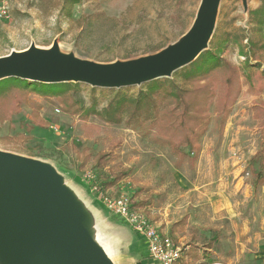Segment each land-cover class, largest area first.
Returning <instances> with one entry per match:
<instances>
[{"label":"rangeland","instance_id":"1","mask_svg":"<svg viewBox=\"0 0 264 264\" xmlns=\"http://www.w3.org/2000/svg\"><path fill=\"white\" fill-rule=\"evenodd\" d=\"M179 1L180 17L174 20L170 15ZM1 2L8 12L0 18V56L30 47L49 50L55 46L63 55L109 64L146 57L177 41L194 21L201 0H81L73 6L70 17L60 15L58 9H48V0ZM259 3L260 0H221L214 33L251 34L249 11ZM82 16L86 21L78 26L75 21ZM222 56L236 65L243 61L231 41L226 42ZM170 78L180 81L175 72ZM254 83L255 91L239 95L223 125L210 110L195 160L175 155L165 140L146 127L134 130L91 116L89 122L97 125L92 134L78 117L62 112L57 99L36 94H30L28 101L40 106L39 115L47 126L36 124L30 117L29 104H22L18 113L0 122V153L40 163L44 176L48 171L51 174L50 185H66L70 190L62 195L66 205L71 207V200H76L77 211L86 212L88 221L104 232L106 227H121L124 223L101 205L94 209L91 199L97 196L85 174L91 171L98 183L102 180L90 164L79 167L78 158L83 148L95 154L115 147L112 150L118 156L103 173L109 180L113 173L121 171L124 175L108 189L111 194L125 192L132 198L137 192L148 197L146 206L168 209V221L189 211L192 226L188 232H194L189 241H208L213 235L204 228L212 226L219 230L217 240L221 243L233 244L239 247L237 252L264 259V185L254 189L251 169L257 167L251 157L260 148L251 106L253 101L264 99V89H258L256 79ZM145 86L146 83L120 89L136 96ZM114 91L80 83V90L71 98L79 106H89L96 98V108L100 110ZM100 208L106 215L96 220L94 211L100 212Z\"/></svg>","mask_w":264,"mask_h":264},{"label":"trees","instance_id":"2","mask_svg":"<svg viewBox=\"0 0 264 264\" xmlns=\"http://www.w3.org/2000/svg\"><path fill=\"white\" fill-rule=\"evenodd\" d=\"M80 1L48 0V9H58L60 15L70 17L73 6ZM181 2L177 3L170 18L177 20L180 17ZM56 4L59 6L56 7ZM249 17L252 24L251 34L246 31L226 36L213 33L209 48L201 52L193 62L175 72L180 76L179 82L167 77L158 78L147 82L145 88L139 90L136 96L115 89L113 97L100 110L96 108V98H93L89 106H79L72 100L71 96L80 90V83L47 84L15 77L1 79L0 122L18 113L22 104H29L31 119L46 127L45 121L39 115L40 106L28 101L30 94H36L57 99L62 112L78 117L89 127L88 132L97 130V125L89 122L91 116L110 124H124L134 130L146 127L147 130L153 129L165 140L175 155L195 160L200 151L201 137L209 124L210 110L213 109L223 125L239 95L243 91H255L254 79L259 82L258 89H264V0H260L259 5L249 11ZM84 21L86 18L82 16L75 22L81 26ZM0 36L3 37L2 33ZM228 41L237 46L239 55L243 57L240 65L222 56ZM251 110L260 134V148L251 157L257 163V167L251 168L252 185L257 189L264 185V99L253 101ZM85 133L90 134L86 131ZM27 136L18 137L27 139ZM114 148L95 154L83 148L80 152L82 156L78 158L79 167L90 164L99 172L102 180L99 185L103 190L116 185L124 175L121 171L113 173V179L109 180L103 173L104 168L117 158L112 150ZM133 197L138 198V202L134 203L136 208L144 206L145 199H140L139 193H134ZM186 224L187 217L184 216L170 225V232H181Z\"/></svg>","mask_w":264,"mask_h":264},{"label":"water","instance_id":"3","mask_svg":"<svg viewBox=\"0 0 264 264\" xmlns=\"http://www.w3.org/2000/svg\"><path fill=\"white\" fill-rule=\"evenodd\" d=\"M220 1L201 0L189 29L146 57L101 64L60 54L55 46L49 50L30 47L0 56V80L15 77L120 89L170 78L208 49ZM41 170L38 162L0 153L2 264H107L101 246L88 231L86 212L77 211L76 200H71L73 209L67 206L62 195L69 189L50 185L51 174L48 171L45 177Z\"/></svg>","mask_w":264,"mask_h":264},{"label":"crops","instance_id":"4","mask_svg":"<svg viewBox=\"0 0 264 264\" xmlns=\"http://www.w3.org/2000/svg\"><path fill=\"white\" fill-rule=\"evenodd\" d=\"M114 153L117 154L116 152ZM139 198L145 199V204L143 207L137 208L143 210L162 232L172 237L174 242L182 247V256L175 264H204L209 260L210 261L207 264H226L221 262L220 259L226 260L228 264H264V259H261L263 258L262 256L256 257L258 255L253 256L251 254L237 252L240 250L238 246H234V248L233 244L228 245L227 243L224 244L218 241L219 230L216 227L207 226L204 228L210 235H213L212 237H208V241H189V238H193L194 236V232H188L192 226L189 211H186L173 221H168V209H163L162 211L160 209L156 210L152 208L151 205L146 206V200L148 197H142L139 195ZM132 199L134 203L138 202V198L132 196ZM91 204L94 209H97V206L100 207L101 205L109 211L98 198H95V200L91 199ZM100 209V212L96 210L94 211L93 217L96 220L97 217H104V215H106L105 212H102V208ZM184 216L187 217L185 229L181 232H175L172 234L169 229L170 225L179 221ZM121 221L124 223L123 226L111 229L106 227L104 228V232L101 229H98L99 226H97L96 223H94L95 226L92 227L89 222L88 231L93 236V239L95 238L94 240L98 245L101 246L107 264H160L158 261L151 258L146 240L141 235L135 233L122 219ZM233 250H235L234 253ZM249 259L251 261L247 262Z\"/></svg>","mask_w":264,"mask_h":264},{"label":"built area","instance_id":"5","mask_svg":"<svg viewBox=\"0 0 264 264\" xmlns=\"http://www.w3.org/2000/svg\"><path fill=\"white\" fill-rule=\"evenodd\" d=\"M7 12L6 4L0 2V18L6 17ZM85 177L91 181V189L106 208L146 240L151 258L160 264H175L180 259L182 247L176 244L172 237L162 232L143 210L136 208L128 194L120 192L114 195L108 189H101L91 171H88Z\"/></svg>","mask_w":264,"mask_h":264},{"label":"bare ground","instance_id":"6","mask_svg":"<svg viewBox=\"0 0 264 264\" xmlns=\"http://www.w3.org/2000/svg\"><path fill=\"white\" fill-rule=\"evenodd\" d=\"M66 186V185H65Z\"/></svg>","mask_w":264,"mask_h":264}]
</instances>
